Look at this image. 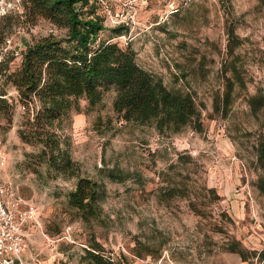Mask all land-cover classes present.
Masks as SVG:
<instances>
[{
    "label": "rangeland",
    "instance_id": "374dc122",
    "mask_svg": "<svg viewBox=\"0 0 264 264\" xmlns=\"http://www.w3.org/2000/svg\"><path fill=\"white\" fill-rule=\"evenodd\" d=\"M17 2L0 0V13ZM95 4L104 27L96 43L130 47L168 88L190 93L199 127L190 121L163 134L124 122L110 88L96 106L80 99L55 130L77 165L67 175L48 166L41 143L20 138L28 115L7 84L1 180L37 221L26 228L21 264H83L90 246L119 264H264V0ZM49 35L65 37L67 28L39 19L14 33L9 71L26 43ZM80 176L102 190L90 223L67 200Z\"/></svg>",
    "mask_w": 264,
    "mask_h": 264
},
{
    "label": "trees",
    "instance_id": "16d2710c",
    "mask_svg": "<svg viewBox=\"0 0 264 264\" xmlns=\"http://www.w3.org/2000/svg\"><path fill=\"white\" fill-rule=\"evenodd\" d=\"M95 0H18L0 13V113L9 107L7 84L14 87L16 100L26 110L29 126L19 130L24 141L41 143L49 167L75 175L76 163L60 147L55 133L65 116L79 109V100L96 106L105 91L113 88V111L127 123L153 125L159 133L179 132L192 121L199 127L197 104L190 93L168 88L161 78L141 67L130 47L116 43H96L104 30L95 12ZM39 19L67 28L62 38L49 35L25 44L22 61L16 71H9L15 49L8 50V40L21 29L34 26ZM225 94L229 100L232 86ZM69 172V173H68ZM100 185L88 177H78L68 193L69 206L90 223L97 220ZM264 259V251L260 253ZM83 264H119L92 246L84 249ZM17 264V263H14Z\"/></svg>",
    "mask_w": 264,
    "mask_h": 264
},
{
    "label": "built area",
    "instance_id": "2783aa9c",
    "mask_svg": "<svg viewBox=\"0 0 264 264\" xmlns=\"http://www.w3.org/2000/svg\"><path fill=\"white\" fill-rule=\"evenodd\" d=\"M5 153L0 147V264H21L20 256L27 246L26 228L29 222L36 223L33 206L21 209L22 199L13 188L1 180ZM3 255L8 258H1Z\"/></svg>",
    "mask_w": 264,
    "mask_h": 264
}]
</instances>
